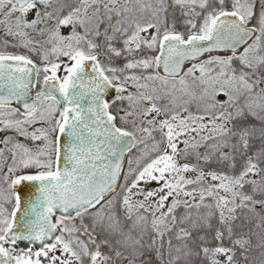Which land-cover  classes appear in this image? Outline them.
<instances>
[{
  "label": "snow or ice",
  "instance_id": "snow-or-ice-1",
  "mask_svg": "<svg viewBox=\"0 0 264 264\" xmlns=\"http://www.w3.org/2000/svg\"><path fill=\"white\" fill-rule=\"evenodd\" d=\"M0 264H264V0H0Z\"/></svg>",
  "mask_w": 264,
  "mask_h": 264
},
{
  "label": "water",
  "instance_id": "water-1",
  "mask_svg": "<svg viewBox=\"0 0 264 264\" xmlns=\"http://www.w3.org/2000/svg\"><path fill=\"white\" fill-rule=\"evenodd\" d=\"M24 245L23 244H21V247H23Z\"/></svg>",
  "mask_w": 264,
  "mask_h": 264
}]
</instances>
